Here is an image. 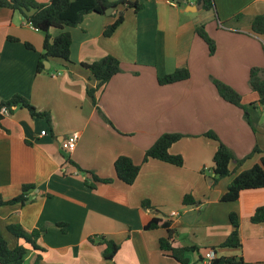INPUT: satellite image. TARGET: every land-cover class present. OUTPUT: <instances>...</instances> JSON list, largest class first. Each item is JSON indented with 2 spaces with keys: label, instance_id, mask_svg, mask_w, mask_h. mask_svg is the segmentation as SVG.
<instances>
[{
  "label": "crops",
  "instance_id": "1",
  "mask_svg": "<svg viewBox=\"0 0 264 264\" xmlns=\"http://www.w3.org/2000/svg\"><path fill=\"white\" fill-rule=\"evenodd\" d=\"M171 2L146 0L138 12L126 10L110 37L103 31L114 21L111 14H88L74 28H51L52 37L68 32L71 46L70 63L50 59L49 73H36L43 34L19 13L0 8V101L21 95L49 115L31 117L26 109L14 108L0 122V195L7 201L20 196L23 186L31 187L25 195L29 202L0 207V229L13 242L7 225L19 224L27 232L45 229L37 240L43 252L27 251L23 264H34L39 254L38 264H180L159 248L165 228L144 230L153 218L168 223L173 247L198 248L187 254L188 264H201L211 248L218 258L264 264V224L250 222L254 211L264 207V188L221 201L232 179L264 155V107L258 105L252 115L253 131L242 110L223 101L213 84L217 80L231 87L244 105L258 104L248 77L251 68H264V34H253L250 22L264 14V0H214L216 14L201 11L194 0L182 6ZM199 24L215 43L213 55L195 33ZM105 56L121 64V72L95 93L97 107L112 126L92 104L87 89L96 82L81 67ZM181 67L189 71L187 80L158 83ZM208 132L236 159L255 146L261 153L239 167L232 162L231 175L211 186L218 143L203 136ZM168 133L184 136L169 150L182 157L183 165L141 164L145 151ZM70 134L78 141L73 152L65 153L63 140ZM120 156L141 164L132 185L115 176ZM78 168L113 181L89 188L85 180L92 183L91 175ZM185 195L197 204L184 205ZM143 201L150 207H142ZM230 213L239 220L240 248L219 247L231 232ZM58 224L66 225L65 232ZM100 238L118 245L112 260L103 258Z\"/></svg>",
  "mask_w": 264,
  "mask_h": 264
},
{
  "label": "trees",
  "instance_id": "2",
  "mask_svg": "<svg viewBox=\"0 0 264 264\" xmlns=\"http://www.w3.org/2000/svg\"><path fill=\"white\" fill-rule=\"evenodd\" d=\"M144 1L146 0H49L47 4H42L35 0H0V8H7L13 12L19 13L26 23L43 34L42 52L37 61L36 73H49V71L44 69V62H48L50 59H56L63 63H70L69 56L71 46V35L68 32H61L57 36L52 37L50 34L51 28H74L78 26L82 22L84 16L88 14L105 16L108 9H113L111 16L114 18V21L112 24L106 26L103 31V36L110 37L123 22L124 12L129 9L138 12L142 9ZM172 1L178 6L184 4L183 1ZM199 9L203 12H213L216 14L214 0H201ZM250 30L256 35L264 34V14L252 18L250 22ZM195 33L205 43L209 54L213 55L216 49L215 43L206 33L204 25H197ZM26 47L31 48L28 44H26ZM81 67L86 69L96 82L94 88L87 89V94L91 98L92 104L95 106L97 113L102 120L109 126H112L111 122L97 107L95 93L100 89H103L111 78L121 72V64L119 60L112 56H105L90 64L83 63L81 64ZM189 76L188 69L186 67H181L177 68L171 74L158 78V83L160 85L173 84L187 80ZM213 84L217 94L223 101L242 110L245 121L251 129L255 131L252 115L254 111L257 110L258 105L264 107V69L253 67L249 70L248 84L250 89L258 94V104L244 105L242 103V96L231 87L217 80H213ZM2 107L7 108L9 114L13 112L14 108H23L28 111L31 117L49 119L48 113L37 111L31 103L21 95L16 94L6 101H0V108ZM2 117L3 116L0 115V122ZM203 136L218 143L212 159L213 176L211 177V186H215L219 180L231 175L230 165L232 162H235V166L239 167L245 162V160L251 158L254 154L261 153L258 147L255 146L250 154L242 159H236L233 152L223 145L214 133L208 132ZM183 137V135L178 133L161 135L154 144L145 151L141 164H144L149 160H157L176 167H181L183 165L182 157L172 155L169 150L173 144L181 140ZM141 164L137 165L133 163L130 158L125 156L118 157L114 162L116 178L126 185H132L137 178ZM78 170L82 174L91 175L92 183L85 180V184L89 188H94L96 183L109 184L113 181L112 179L99 178L93 173L84 171L80 168H78ZM260 188H264V155L260 158L259 164L254 165L248 170L241 171L232 179L227 186L226 192L221 197V201H236L239 198L241 191ZM30 190V186H23L22 194L20 196L7 201L3 200L0 195V207L17 203L23 205L24 203L29 202L25 195ZM182 203L186 206L197 204L190 195H185ZM141 206L149 208L150 203L148 201H143ZM229 221L231 232L219 247L240 248L239 220L235 213L229 214ZM250 222L256 225L264 224V207H259L254 211L253 215L250 217ZM57 226L61 227V230L65 232V224H58ZM160 227L165 228L167 231V236L159 239L160 250L167 252L176 262L180 264H188L189 259L187 254L197 252L198 248L195 246L173 247L171 243L173 231L168 228L167 222H161V219L159 218L151 219V221L144 226V230H155ZM5 230L6 233L14 239V242L7 239L0 229V264H23L27 251L34 250L37 252H43L38 247L37 240L45 233V229L27 232L19 224H10L6 226ZM90 241L92 243L95 242L93 239H90ZM98 244L103 246L102 255L105 260H112L119 248L116 243L104 238H100ZM211 250L213 251L214 248H211ZM40 260L41 256L39 254L34 264H38ZM211 264L248 263L241 257H215Z\"/></svg>",
  "mask_w": 264,
  "mask_h": 264
},
{
  "label": "built area",
  "instance_id": "3",
  "mask_svg": "<svg viewBox=\"0 0 264 264\" xmlns=\"http://www.w3.org/2000/svg\"><path fill=\"white\" fill-rule=\"evenodd\" d=\"M175 4V2H171ZM0 115L2 116H8L9 111L7 108L2 107L0 108ZM46 131H42L40 133V136H45ZM78 141V136L76 134H70L63 140V151L65 153H71L74 151L76 144ZM215 258L214 252L212 250H207L204 253V256L202 258L201 264H211L212 260Z\"/></svg>",
  "mask_w": 264,
  "mask_h": 264
},
{
  "label": "water",
  "instance_id": "4",
  "mask_svg": "<svg viewBox=\"0 0 264 264\" xmlns=\"http://www.w3.org/2000/svg\"><path fill=\"white\" fill-rule=\"evenodd\" d=\"M179 1H185V0H179ZM194 1H195V5H196L197 7H199L200 4H201V0H194ZM112 11H113V9H108V10L106 11V15H107V16L110 15ZM44 66H45V70H47V69L49 68L47 62L44 63Z\"/></svg>",
  "mask_w": 264,
  "mask_h": 264
},
{
  "label": "rangeland",
  "instance_id": "5",
  "mask_svg": "<svg viewBox=\"0 0 264 264\" xmlns=\"http://www.w3.org/2000/svg\"><path fill=\"white\" fill-rule=\"evenodd\" d=\"M196 17H198L199 19H200V17H202L203 18V16H201L200 14L199 15H197ZM262 69H264V68H262ZM263 106H261V108H262ZM262 113V115H261V120H260V122L262 123V125L264 124V111H262L261 112ZM263 130V129H262ZM263 132V131H262ZM253 167V166H252ZM251 167V168H252ZM250 169V168H249Z\"/></svg>",
  "mask_w": 264,
  "mask_h": 264
}]
</instances>
